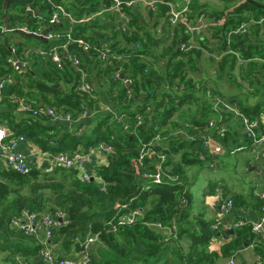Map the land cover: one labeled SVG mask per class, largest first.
<instances>
[{
	"label": "trees",
	"instance_id": "trees-1",
	"mask_svg": "<svg viewBox=\"0 0 264 264\" xmlns=\"http://www.w3.org/2000/svg\"><path fill=\"white\" fill-rule=\"evenodd\" d=\"M53 1L62 4L67 11L77 18L81 17L82 14L90 15L99 7V0ZM4 2L5 0H0V24H6L4 18L7 17L9 27L25 24L31 30H35L38 24L48 25L50 5L45 0H9L6 9L3 7ZM27 6L38 14L30 13L26 10ZM164 8L161 9L162 13ZM245 10L252 12L251 17L243 14ZM236 12L238 13L236 22L233 18H229L221 30L217 28L214 33V36L217 34L222 40L220 48L227 46L226 36L223 32L226 33L229 25L239 26L243 22H250L251 18L255 20L249 25L252 36L258 38L261 30L264 34V8H258L243 0ZM87 22L83 26L75 25L74 35L93 40L92 35L89 37L86 35ZM233 22L235 25L231 24ZM130 24L135 25L134 30H121L119 39H108L113 51L123 54L121 61L114 62L113 65H103L96 57L85 58V70L87 74L90 71L86 79L92 84L94 79L98 86V90H94L96 101L77 90L78 74L71 66L59 70L52 65V69H54L52 72L57 79L48 76L46 77L48 82L45 83L29 76L31 79L30 86L37 84L42 86L40 96L42 104L61 108L65 112H70L74 117L79 114L83 103L89 108H95L98 113L92 119L91 128L94 138H88V142L84 145L85 147L93 146L103 141L113 146V152L108 154L107 164H99L95 167L96 175L107 183L104 187H101L95 179L85 181L78 178L75 169L61 168L50 173L40 174L35 167H32L27 174L13 171L3 174L7 181L0 183V251H8L9 261L12 264H20L17 256L35 255L39 248L33 235L26 234L22 230L11 229L8 225L10 219L22 208L32 211H54L58 208L65 210L70 223L59 228L55 235L59 239H63V245L66 246L78 243L76 239L83 242L87 235L98 233V241L101 244L96 243L90 249L92 264H126L131 261L139 264H165L166 262L169 263L171 258H175V261H180L181 264H204L206 262L212 264L213 260L219 257L216 252L200 251L195 246L203 240L197 239L194 228L190 232V222L185 221L188 216L187 207L191 197L184 191L180 173L168 168L178 175L179 181L162 185H155L149 179L144 180L142 178L143 172L155 169L156 153L161 150L160 146L152 145L149 153L144 157L142 165L138 162L142 144L150 142L157 133H167L166 128L161 131L160 129L174 115V112L184 103L190 102L191 99L196 100L193 98V92L195 86L199 84L195 83L188 76V73L198 71L197 62L201 51L197 48L189 51L179 49V42L186 38L182 26L179 25L175 29L180 38L178 39V34H176L169 46L170 48L168 47L169 49L167 48L163 53L156 55L151 51V33L144 26L137 25L133 19ZM8 35L22 40L29 39L17 31L0 32V38H3L0 42V77L11 70L15 76L19 73L15 72L5 60L8 55L12 54ZM246 35L233 36L230 49L238 50L240 57L244 59L255 56L264 58V36L254 42L255 40L252 39L247 41ZM21 51L22 48L19 44L13 54L21 57ZM145 55H151L157 62H161V66L154 68L148 64L144 58ZM159 57L162 58L159 59ZM235 59L236 56L231 53L223 56L219 63L218 75L225 74L227 78L232 79ZM2 63L3 65H1ZM119 66L122 75L132 79L130 97H128L127 88L122 84L121 79L114 78L116 68ZM249 66L252 64L250 63ZM261 67L264 69V65ZM94 70L95 73H93ZM261 71L259 69L258 72L264 75V72ZM20 73L28 74L27 71ZM241 74L244 78L247 73L242 70ZM90 76H93V79ZM59 80L71 84L70 87L65 89L60 85L54 86L53 82ZM199 87L205 95L207 86L200 82ZM11 91H14L18 96L23 94L22 89L15 85L11 87ZM260 97V101L253 105H240L241 112L247 117L257 116L260 112H264L262 111L264 96ZM100 100L108 104L111 111L100 108ZM207 101H204L200 107L202 115L190 114L192 126L202 129L210 119L216 116L212 104L207 103ZM8 111V109L0 108V117L7 116L6 124L9 128L15 134H23L28 137L42 150L72 151L76 150L80 141L83 140V136H77L69 130H64L60 134L49 133L48 131L56 128V126H51L48 123L49 118L45 115L28 113L29 115L22 114L15 120L14 117L10 116L11 112L8 113ZM117 116H121V118L125 116L133 120L128 128L132 132H125L123 128L118 126ZM137 116H140L139 123ZM197 134V132L194 133L196 136ZM174 137L177 135L174 134L171 138ZM177 138L182 139V141L178 147H174L176 152L179 151L181 145L199 140L198 136L194 141H189V139H184L179 135ZM51 140H56L57 146H50ZM200 148L195 147L196 150L193 149L194 152L190 155L184 151L183 158H187L185 162L202 161L196 153L200 151ZM163 152L166 154L164 166L167 167L168 154L164 150ZM9 182L17 185V192L20 193V188L25 187L27 193L18 194L14 198L8 199V193L11 191ZM183 198L185 199L184 203L181 202ZM125 202H129L126 209L120 210V208L115 207L116 203ZM136 208L140 209L141 214L130 225H118L113 228L108 223L109 221L115 223L117 216ZM144 208L146 210H143ZM174 221L179 224L178 227L176 226L174 236L161 233L166 227L176 225ZM152 223H160L162 228L150 225ZM197 225L207 232L203 235L204 239L214 235L213 233L217 231L212 226L213 230L211 229V231L204 222ZM184 232L190 233L188 235H190L193 245L190 246V251L187 254L182 255L179 252L177 240L180 234ZM197 236L200 237V235ZM252 236L249 224L240 226L235 231L234 238L222 246L221 255H231L236 248L249 243ZM101 245L106 248L102 249Z\"/></svg>",
	"mask_w": 264,
	"mask_h": 264
},
{
	"label": "crops",
	"instance_id": "crops-1",
	"mask_svg": "<svg viewBox=\"0 0 264 264\" xmlns=\"http://www.w3.org/2000/svg\"><path fill=\"white\" fill-rule=\"evenodd\" d=\"M174 2H177L178 4H182V0H172ZM257 2L264 3V0H256ZM243 2V0H191L188 7V15L190 17L191 22L201 13L205 15V26L202 30V33L200 37H196L202 43L204 42L202 35H209L210 32H213L212 35L214 36V33L216 32L217 28L218 30H221L222 26H224L225 22L229 18H233V20L236 22L237 7ZM228 5H227V4ZM164 8V6H158L157 9L153 12L147 11L144 6L137 5L134 6V8L127 11V14L130 18V20H134L137 25L141 27L144 26V28L149 31L152 35V47L151 51L153 53L159 54L163 53L167 50V48L171 45L173 42L174 37L176 34H178V39L180 38L179 33L176 31V27H170L166 22V15H165V8L164 12L162 13L161 9ZM98 9V8H97ZM96 12V11H95ZM244 15L250 16L252 15V12L245 10L243 12ZM81 16H86V14H82ZM223 16V17H222ZM220 19V23H217V19ZM255 20L250 19V22H243L242 24H245L247 26V30H249V35L246 37L247 41L255 40L254 42H257L258 38L256 36H252L251 30L249 28L250 23H253ZM235 22L231 23L235 25ZM91 23V25H90ZM83 24H78L83 26ZM88 25L86 35H92V39L94 41H108L111 39H119L121 33V25H122V17L118 13H112V12H103L97 16H95L92 20L88 21L86 23ZM66 22H63L60 27H65ZM85 26V25H84ZM237 26H228V30L236 28ZM142 32V29L140 30ZM111 32V34L109 33ZM263 30H261V33ZM116 34V35H113ZM222 34V32H221ZM217 35V34H216ZM215 37V36H214ZM36 39V38H33ZM91 39V38H89ZM195 39V42H196ZM37 40V44H34L32 42H28L26 40L19 39V43L21 45L22 51L23 48L27 47L28 52L30 53V56L28 58V63L26 70L28 74H21L20 72L17 73L15 76L13 71H8L5 73L2 77H0V82L2 80H6V84L3 86V88H0V108L1 109H8V113H10L11 117H14L15 120L20 117L22 114H28L21 112L17 109L16 105L11 103L8 99L9 95L16 94L14 91H11V87L13 85L18 86L20 89H22L23 94L19 95L23 99L32 102L34 105H47L42 104L41 100V93H42V86L41 85H33L30 86V77L34 78L35 80L39 82H48V78H54L57 79L54 72H52L54 69H52V64L49 62V59L43 56H40L37 54L38 51L45 49L51 45V41H47L45 39ZM166 44L162 46V52L158 51L160 42L167 41ZM16 42V41H15ZM14 44V43H13ZM214 44L216 45L213 48H210V51H214L216 54H212V57H208L209 59H212L210 63H208L207 68H200V65H202V49L206 47V45H201L200 48H197L201 51L200 58L198 60V71L197 72H189L188 76L192 79V74L199 75L197 79H200L198 81H193L195 83H198L200 85V82H203L204 85L207 86L206 91H210L212 96H207L206 91L205 95L203 94V91L199 89V85H196L194 88V97L196 100L191 99V104L195 102L197 104L198 111L193 113L191 110H187V107L184 109L186 103H184L179 108L180 115L183 112H186V116L182 120H179L176 122L175 120H172L169 122V129L166 128L165 134L157 133L159 139H155L153 142V145L160 146L161 150H164L167 152V161L168 165L167 167L171 170H177L180 173L183 185H184V191L187 192V194L190 195L191 201L188 205V216L185 218V221L190 222V232L193 231V228L195 230L194 234L197 237L198 240H203L202 242L197 243L195 246H197V249L202 251L205 250V252L212 253L216 252L219 257L215 258L212 262V264H227V261L232 257L237 264H264V241L259 240L256 238L253 234L252 239L249 243H245L243 246L236 248L233 253L229 256H222L221 255V249L222 246L232 240L235 236V231L233 234L226 233L224 231L217 230L214 232V235H211L210 237H205L204 239V233L207 234L205 230L200 228L197 224L200 222H204L208 225V228L212 229V224L220 219L222 221H231L233 219L238 218H244L247 221V224H251L252 222L256 221L258 216L260 215L261 210V200L258 197V193L261 191H264V158L261 155V145L262 144H255L257 146V149L254 150V142L249 139L243 130L242 121L241 118L237 115L231 114L228 115V117L225 120V123L219 126V131H215L213 128L209 129L207 126L197 127L192 126L193 124H190L187 122V120L190 118V114L201 113L200 107L203 104L204 101H207V103L212 104V97L221 96L222 99L227 101H234L238 104L239 108L240 105H253L256 102H259L261 98L260 96H264V75L259 73V69L264 72V69L261 67L264 65V58L253 57L250 59H244L240 57L239 52L237 51L232 52L234 49L232 48V51L226 52L225 50L227 47L220 48V45L222 44L221 38H217V42L214 41ZM19 44L16 43V45H10V51L12 49H16V46ZM208 46V45H207ZM170 48V47H169ZM168 48V49H169ZM174 50V49H173ZM221 53V55H220ZM234 54L236 56V62L235 68H241L246 74L244 78H242V82L237 81L236 78H234V74L232 79L227 78V76L224 75H218L219 70V63L221 59H223V56L228 54ZM220 56V57H219ZM145 60L150 64L151 66L158 67L161 66V62H157L151 55H145ZM162 57H159V59ZM252 64V66H249V64ZM3 65V63L1 64ZM8 68V66H7ZM261 71V72H262ZM90 71H88V74L86 73V77L88 78ZM95 73V70L93 71ZM30 76V77H29ZM91 79H93V76H90ZM202 78V80H201ZM19 79V80H18ZM54 86H62L61 82H53ZM95 80L93 79V86L94 89L98 90L97 84H95ZM230 83V84H229ZM68 87H70L71 84H68ZM64 88V85L62 86ZM67 87V88H68ZM245 88V89H244ZM66 89V88H65ZM242 89V91H240ZM197 91H200L201 95L198 96L196 94ZM214 91V92H213ZM9 93V94H8ZM7 94V95H6ZM40 98V100H39ZM264 98V97H263ZM14 106V107H13ZM50 106V105H48ZM105 106H109L104 101H99V107L103 108ZM12 110V111H11ZM264 111V108L262 109ZM29 115V114H28ZM176 115V117L178 116ZM200 115V114H199ZM202 115V114H201ZM198 116V115H197ZM33 117V116H32ZM249 118H257L259 119V124L257 127V135L261 136L264 135V112H260L259 115L249 117ZM118 120V126L120 128H123L125 132H132L130 129H128L133 120H130L128 118L120 117ZM7 123V116L0 117V125L4 126L8 129L9 126ZM48 123L51 126H56L54 129H50L49 133H55L60 134L64 130H69L70 132H73L77 136H83L89 139L94 138V134L91 133V128L93 124V120L89 118H81L77 121L68 122L65 120H55L52 121L50 118L48 119ZM12 130V129H10ZM197 132V136L199 140L197 141V136L194 135V133ZM190 133V134H189ZM192 133V135H191ZM178 135L184 137V139H189V141L195 142H189V144H183L179 147V151H174V147H178V144L182 141V139H179L177 137H173V135ZM189 134V135H188ZM155 135V136H156ZM207 135H211L214 138V141L221 145L223 147V151L216 154L215 156V164L214 167H209L208 162L206 163L208 169L211 170H217L218 175L216 178H214L213 181H206V177H203L204 180L202 181L201 186L199 185V190L196 189L195 184L199 181V178L201 177V173H203V170L205 167L203 164L205 162L203 161H197V162H185L187 159L186 157L183 158V152L186 151L189 153L194 152L195 147L201 148L200 151L204 153V150L202 149V141L203 138H205ZM193 138V139H192ZM153 139V138H152ZM152 141V140H151ZM50 146H57L56 140L50 141ZM17 148L22 151L25 156L27 157V162L31 165V167H35L40 174H46L50 173L54 168L51 167L50 162V154L55 153L50 150H42L37 144H35L32 140H30L28 137H26L25 140L19 141L17 144ZM85 145H83V141L81 140L79 145L77 146V149H85ZM76 149V150H77ZM194 149V150H193ZM68 151V150H65ZM73 151V150H72ZM181 151V152H180ZM71 152V151H69ZM109 153L105 152H95L91 155L90 160L85 164L86 169L94 173L95 181L101 186H106L107 183L103 181L99 176L95 173V167L99 164H107L108 161V155ZM224 154H234V159L230 166L228 167V163L224 162L222 160V156ZM193 163H199L198 169H193L191 165ZM0 183H4L7 181L6 177L3 176L5 172H10L5 164L0 160ZM228 167V168H227ZM241 175V177H240ZM50 176V175H49ZM77 176L80 178L79 172L77 171ZM234 177V178H233ZM81 179V178H80ZM212 179V178H210ZM11 191L8 193V199H12L18 194H26L27 188L22 187L20 188V193L17 192L18 187L13 182H9ZM16 191H13L15 190ZM225 197H231L234 201V205L230 213L227 215H223L220 209V203L221 200ZM27 209V208H22ZM21 209V210H22ZM20 210V211H21ZM29 210V209H27ZM143 210H146L144 208ZM20 211L18 210V213L14 215L10 221H9V227L12 229L11 221L15 216H18L20 214ZM32 211V210H30ZM38 210H34V212H37ZM130 211V210H129ZM176 226L178 227L179 224L176 221ZM9 228V229H10ZM10 229V230H11ZM16 229V228H14ZM213 230V229H212ZM211 230V231H212ZM203 231V232H202ZM163 234L167 233V230L163 229ZM189 232L181 233L178 240L177 245L179 252L182 255L187 254L190 251V246L193 245V242L190 238ZM197 235H200L198 237ZM90 236V235H89ZM88 235L85 237L88 238ZM35 239H38L36 236H34ZM76 242L69 246L63 245V239H59L56 235H54L50 240V247L58 258H69L76 256L78 250L81 248V241L79 239H76ZM96 243H100L98 241L93 242L89 245L87 252L90 257V249L93 247ZM101 244V243H100ZM176 244V243H175ZM99 245V244H98ZM102 249H105L106 247L104 245H101ZM24 261H27L28 264H45L43 260L39 257L38 254L35 255H27V256H20ZM39 257V258H38ZM172 257V256H171ZM170 257V258H171ZM91 259V257H90ZM172 260L165 264H181L180 261H175V258H171ZM8 251H0V264H12L10 261ZM29 261V262H28ZM92 262V261H91ZM138 262L131 261L126 264H132ZM92 264V263H91ZM204 264H209V262H206Z\"/></svg>",
	"mask_w": 264,
	"mask_h": 264
},
{
	"label": "built area",
	"instance_id": "built-area-1",
	"mask_svg": "<svg viewBox=\"0 0 264 264\" xmlns=\"http://www.w3.org/2000/svg\"><path fill=\"white\" fill-rule=\"evenodd\" d=\"M191 0H182V4H178L172 0H99V7L96 12L81 16L79 18L74 17L65 7L56 3L53 0H45L50 5V12L48 17V25L38 24L35 30H31L25 24L15 27H9L6 24H0V32L22 30L25 33L33 32L34 34L41 35L43 39L51 41V45L45 49L37 52L40 56L49 59V62L59 70H63L66 66H71L78 74L76 88L79 92L88 95L92 100L96 101L94 95V86L87 81L85 70V58L96 57L103 65H113L114 62L122 60L123 54L115 53L108 41H93L81 36L74 35V26L82 24L92 20L95 16L103 12L118 13L122 17L121 30L128 31L134 30L135 25L130 24V18L127 11L134 8V6H144L147 11H155L158 6H164L166 8V22L170 27L182 26V31L186 38L179 42V49L181 51H189L194 47L195 38L200 37L202 30L205 26V15L199 14L193 22H191L188 15V7ZM30 13L34 10L29 6L26 7ZM66 22L65 27L60 25ZM217 23H220V19H217ZM226 45L230 46L233 36L239 34H247L248 30L245 24H240L236 28L227 30L226 33ZM15 50L12 49V54L8 55L5 60L7 64L15 71L22 72L26 70L28 61L25 58L16 57L13 54ZM230 51V50H229ZM114 78L121 79L122 84L127 88L126 92L128 97L131 96L132 79L129 76H124L121 73V67H117L114 73ZM6 84V80L0 82V88ZM207 96H211L210 91H206ZM9 101L16 105L17 109L24 113H30L32 115L42 114L50 118V120H65L68 122L77 121L81 118L93 119L98 113L95 108H89L86 104H81V110L79 114L74 117L70 112H65L61 108L48 105H34L23 99L21 96L11 94L8 97ZM90 101V100H89ZM212 107L216 113V116L208 121L206 125L209 129L213 128L215 131H219V126L225 123L228 115L234 114L241 118V123L245 135L254 142V150L257 149V145H261V155L264 158V135H257V127L259 119L249 118L244 115L238 104L222 99L219 96L212 97ZM103 110L111 111L109 106L102 108ZM121 116H117L120 118ZM137 122H140V116H137ZM158 137V135H156ZM142 144L138 162L142 165L144 157L149 153L151 146L155 140ZM26 137L23 134H15L12 130L0 125V160L5 164L9 171H13L20 174H27L31 170V165L27 162V157L22 151L17 148L19 141L25 140ZM202 148L204 153L197 151V157L202 161H207L209 167H214L216 154L223 151V147L214 141L213 136L207 135L203 139ZM95 152H113V146L107 142H98L96 145L88 146L85 149H77L71 152L58 151L50 154L51 167L54 169H75L79 172L82 180H94V173L89 172L85 164L90 160L91 155ZM156 165L153 171H145L142 174L144 180L149 179L155 185H162L164 183H175L179 181L177 174L173 173L168 167L164 166L166 161V154L163 150L156 153ZM1 169V166H0ZM258 197L261 200L260 215L256 221L250 224L251 231L254 236L259 240L264 241V191L258 193ZM182 203L185 202L183 198ZM129 202L116 203L115 207L126 209ZM234 205V201L231 197H225L221 200L220 209L223 215L230 213ZM140 209L136 208L128 212H124L116 217V222H108L113 226L118 225H130L136 217L140 215ZM175 222V221H174ZM70 223L68 214L63 209L30 211L22 209L18 216H15L11 221V226L18 230H22L26 234L36 236L38 239V251L37 254L43 260L45 264H91V259L88 255L87 249L90 244L99 240V234L95 233L90 235L81 243V248L78 250L76 256L69 258H58L53 253L50 247V240L55 235V232L62 226H66ZM176 223V222H175ZM247 224L244 218L233 219L231 221L216 220L212 227L216 230L227 231L229 229L237 230L240 226ZM150 225L162 228L160 223H152ZM166 235L174 236L176 232V225L166 227ZM20 264H28L20 256H17ZM227 264H237L231 257Z\"/></svg>",
	"mask_w": 264,
	"mask_h": 264
},
{
	"label": "rangeland",
	"instance_id": "rangeland-1",
	"mask_svg": "<svg viewBox=\"0 0 264 264\" xmlns=\"http://www.w3.org/2000/svg\"><path fill=\"white\" fill-rule=\"evenodd\" d=\"M227 1V0H226ZM231 1V0H230ZM259 3H261V2H259ZM227 4V3H226ZM229 4V3H228ZM227 4V5H228ZM245 23V22H244ZM249 31V30H248ZM110 34H111V32H109ZM212 33L213 32H210V34L209 35H202V38H203V40H204V42L203 43H200V41L198 40V39H196V42L194 43V47H195V49L196 48H200V46L201 45H206V47L204 48V49H202V65H200V68H207L208 67V63H210L211 61H212V59H209L208 57H212L211 55L212 54H216L214 51H210L209 49L210 48H213V47H215L216 45L214 44V41L215 42H217V38H219V36L218 35H215V37L212 35ZM3 34V33H2ZM113 35H116V34H114L113 33ZM263 36H264V34L263 33H261V31H260V33H259V36H258V40H260V39H262L263 38ZM8 42L10 43V45H16V43H18V44H20L19 43V39L17 38V37H15V36H9L8 35ZM3 40V38H0V42ZM16 41V42H15ZM26 41H28V42H32V43H34V44H37L38 42H37V40L36 39H33V38H29V39H27ZM168 42V40L167 41H164V42H160V44H159V48H158V51H161L162 50V46L164 45V44H166ZM14 43V44H13ZM208 45V46H207ZM227 47V49L225 50L226 52H230V51H232L231 49H230V46H226ZM230 50V51H229ZM163 51V50H162ZM161 51V52H162ZM238 51V50H237ZM236 50H233L232 52H237ZM220 55H221V53H220ZM21 57H19V58H25L26 60H28V58H29V56H30V53L28 52V48L27 47H25V48H23V51H21V55H20ZM16 57H18V56H16ZM220 57V56H219ZM241 71H242V69L241 68H235V70L232 72L233 74H234V78H236L237 79V81H239V82H242V74H241ZM192 76V79L194 80V81H198V80H200V79H197L198 77H200V74L199 75H195V74H192L191 75ZM201 80H202V78H201ZM60 82H61V85L63 86L64 85V88H67L68 87V85L66 84V83H64L62 80H59ZM58 81V82H59ZM230 84V83H229ZM245 89V88H244ZM240 91H242V89H240ZM198 92H200V91H197L196 92V94L198 95V96H200L201 94L200 93H198ZM191 102L192 101H190V102H187L186 104L187 105H185V107H183L184 109L187 107V110L189 111V110H191L193 113H195V111L197 112L198 111V109H197V104L195 103V102H193L192 104H191ZM178 113H179V109L176 111V112H174V115L167 121V123H165V125H163L162 126V128L160 129V131L161 130H165V128H168L169 129V122L170 121H172V120H175L176 122H178L179 120H182L183 118H184V116H186V112H183V113H181L180 115H178ZM197 115H201L202 113H196ZM176 115H178L177 117H176ZM190 118L187 120V122H189L190 123ZM161 137V136H160ZM160 137H155V139H159ZM83 141V145L85 144V143H87L88 142V138H86V137H84V139L82 140ZM181 152V151H180ZM233 159H234V154H224V156H222V160H224V162H227L228 163V167L230 166V164L232 163V161H233ZM203 162H205V164H203V166L205 167V169L203 170V173H201L200 175H201V177L199 178V181L195 184V187H196V189L197 190H199V188H198V186L200 185L201 186V184H202V181L204 180V178L203 177H206V181H213L214 180V178H216V176L218 175V171L217 170H211V169H208V167H207V165H206V163H207V161H203ZM191 167L193 168V169H198L199 168V163H193L192 165H191ZM227 167V168H228ZM240 177H241V175H240ZM210 178H212V179H210ZM234 178V177H233ZM61 209V208H60ZM98 242H100V241H98ZM100 244V243H99ZM132 264H136V263H132Z\"/></svg>",
	"mask_w": 264,
	"mask_h": 264
},
{
	"label": "water",
	"instance_id": "water-1",
	"mask_svg": "<svg viewBox=\"0 0 264 264\" xmlns=\"http://www.w3.org/2000/svg\"><path fill=\"white\" fill-rule=\"evenodd\" d=\"M8 1L9 0H5V2H4V5H3V7H4V9H6L7 8V3H8ZM248 3H250V4H252V5H254V6H256V7H258V8H264V3H259V2H257L256 0H246ZM34 14L35 15H37L38 13L37 12H34ZM4 22L7 24V17H5L4 18ZM7 26H9L8 24H7ZM20 35H24V36H26V37H32V38H36V39H39V40H42L43 39V37L41 36V35H37V34H34L33 32H29V33H25V32H23L22 30H16ZM25 155V154H24ZM92 180V179H91ZM226 233H230V234H233L234 233V230L233 229H229V230H227V231H225ZM39 258V257H38Z\"/></svg>",
	"mask_w": 264,
	"mask_h": 264
}]
</instances>
